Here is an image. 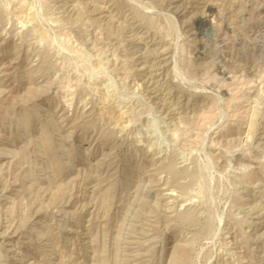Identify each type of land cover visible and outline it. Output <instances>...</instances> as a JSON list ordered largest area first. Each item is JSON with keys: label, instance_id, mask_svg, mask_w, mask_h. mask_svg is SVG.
<instances>
[{"label": "rangeland", "instance_id": "rangeland-1", "mask_svg": "<svg viewBox=\"0 0 264 264\" xmlns=\"http://www.w3.org/2000/svg\"><path fill=\"white\" fill-rule=\"evenodd\" d=\"M0 264H264V0H0Z\"/></svg>", "mask_w": 264, "mask_h": 264}]
</instances>
